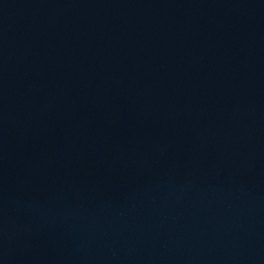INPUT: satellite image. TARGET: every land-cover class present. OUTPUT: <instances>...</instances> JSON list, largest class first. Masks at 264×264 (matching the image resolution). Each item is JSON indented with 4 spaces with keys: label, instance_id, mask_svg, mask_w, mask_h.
<instances>
[{
    "label": "water",
    "instance_id": "obj_1",
    "mask_svg": "<svg viewBox=\"0 0 264 264\" xmlns=\"http://www.w3.org/2000/svg\"><path fill=\"white\" fill-rule=\"evenodd\" d=\"M0 264H264V0H0Z\"/></svg>",
    "mask_w": 264,
    "mask_h": 264
}]
</instances>
